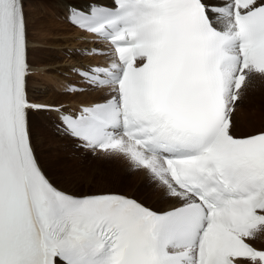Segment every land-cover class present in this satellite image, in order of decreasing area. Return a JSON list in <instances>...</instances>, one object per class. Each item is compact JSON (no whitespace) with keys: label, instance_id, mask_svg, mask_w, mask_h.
<instances>
[{"label":"snow or ice","instance_id":"1","mask_svg":"<svg viewBox=\"0 0 264 264\" xmlns=\"http://www.w3.org/2000/svg\"><path fill=\"white\" fill-rule=\"evenodd\" d=\"M25 2L0 0V264H264L252 244L264 233V130L232 131L243 90L264 77V0L69 5L68 22L115 55L73 69L105 94L75 115L29 100ZM36 111H56L58 133L94 155L145 171L172 209L59 190L33 148Z\"/></svg>","mask_w":264,"mask_h":264},{"label":"rangeland","instance_id":"2","mask_svg":"<svg viewBox=\"0 0 264 264\" xmlns=\"http://www.w3.org/2000/svg\"><path fill=\"white\" fill-rule=\"evenodd\" d=\"M77 1L81 3L77 4ZM65 3L75 7H83L81 0H26L25 2L26 13L28 10L30 11L28 14H30L31 19L28 22V39L31 42V47H29L28 51V56L30 58H28V60L31 66V74L28 78V85L31 86L29 88L30 91L28 88L27 90L28 93H30V99H33L30 100L32 103L33 101L35 104L46 102L48 97L51 96L52 99L49 97L47 103L53 101L52 104H55L53 106L57 108L60 107L69 109L73 101L76 99H68L67 102L72 101V103H66L62 105L64 100L62 101L61 97L70 95L55 92L52 87L53 80H56V77H58L57 79L64 78L66 80L74 81L72 79L73 77L67 75L69 74V70H72L71 68H73L75 65L77 66L82 63L85 64V60H87L88 57H84L81 54L82 52L79 51V49L83 47V45L80 44L82 41L78 36L75 35L74 30L65 20ZM87 44L89 45L90 41H87ZM97 45L98 44H96L94 47ZM94 57L98 58L97 56ZM61 70H65L68 73H63ZM70 73L73 74L72 72ZM251 88L252 87L249 86L246 87V91L244 92L245 101L243 98V100L239 102L240 104L238 103V110L234 114L233 119L235 115L242 116L244 113L243 108H245L244 105L247 102H250V111L252 110L255 114L261 116L263 115L262 119L264 120V87L262 89L263 91L260 90L259 92H255L256 94L254 93L249 96L250 91L253 90ZM41 97L45 98L42 99L45 101H42ZM104 99L105 95L99 98H85L82 100L83 102L81 100L80 101L81 103H89L90 101H99ZM86 100H88V102ZM253 102L256 104V106ZM48 112L50 111H46V113L43 111L31 112L29 114V125L30 130L33 131V148L35 153L39 152L36 154L37 159L39 160L40 164L43 165L42 168H44V173L50 182L67 193L75 195L77 193V195L79 194L78 196H82V194L91 195L93 193H98L99 191H113L115 193L117 192V194L120 193L126 196L130 195V197H133L134 199H140L139 201L145 205H149V196L147 195V189L149 186H147V189L143 191L145 195L143 194L144 196L142 195L141 197L132 192L130 188L126 187L130 182V179H135L134 177H136V171L130 170L128 167L129 165L123 161L121 163L120 161L117 162V160L114 158H98V156L91 155L89 152L76 149L77 147L74 141L68 140L66 137L54 133L53 128L55 129V126L53 127L52 124H54L53 120L55 121L56 117L51 118V113ZM42 114L44 115L42 116ZM262 130H264V124L259 126H249L248 124L246 127L241 129V132L238 131L237 135L243 136L257 133ZM235 134L236 133H234V135ZM52 161H54V163ZM64 168H66V170ZM115 175L118 176L119 180H114L111 178V176L115 177ZM148 207L158 211L153 205H149Z\"/></svg>","mask_w":264,"mask_h":264},{"label":"bare ground","instance_id":"3","mask_svg":"<svg viewBox=\"0 0 264 264\" xmlns=\"http://www.w3.org/2000/svg\"><path fill=\"white\" fill-rule=\"evenodd\" d=\"M82 1V5H83V7L82 8H80V7H76V8H78V9H85V10H87V8H88V5H90V3H96V4H107V3H109L110 2V0H81ZM78 3L77 4H80L79 3V1H77ZM205 2L206 3H209V4H212V5H224L225 3H226V0H205ZM69 4L68 3H65L64 4V6H65V8H66V16L68 15V8H67V6H68ZM28 10V9H27ZM28 12L30 13V11L28 10ZM28 12L26 13V10H25V14H26V17H27V19H28V22L31 20L30 19V14H28ZM32 15V14H31ZM67 18H65V20H66ZM39 20V19H38ZM31 23V22H30ZM69 25V24H68ZM70 26V25H69ZM219 26V25H218ZM29 27V26H28ZM72 27V26H71ZM46 28V27H45ZM72 29L74 30V32H75V35L76 36H78L79 38H80V40L82 41V42H80V44H82L83 45V47L82 48H84V47H90V48H92V47H94L96 44L95 43H93V42H91V39H92V36H90V35H87V34H84L83 32H81V31H79V30H77V29H75V28H73L72 27ZM87 41H90V44L88 45L87 44ZM77 42V41H76ZM84 45H87V46H84ZM98 45H100V44H98ZM97 45V46H98ZM73 46V45H72ZM29 47H31V42H30V40H29ZM29 53H31V52H29ZM32 54V53H31ZM30 59V58H29ZM82 59V58H81ZM108 59H111V56H105V57H98V58H96V57H94V55H92L91 57H89V58H87V60H85L86 61V63L84 64V65H95V64H97V63H102V62H104V61H106V60H108ZM80 63V62H79ZM77 64V63H76ZM63 66V65H62ZM48 67V66H47ZM75 67L77 68V67H80V66H76L75 65ZM61 71H63V73H66L67 71H65V70H61ZM68 73V72H67ZM71 77H74V79H77L76 78V76H73V75H71ZM58 77H56V80L54 79L53 80V83H52V87H53V89H54V91L55 92H57V93H61V94H68V93H65L64 92V90H65V88H66V85H67V83H68V81H66V79H64V78H59V79H57ZM251 85V86H250ZM30 86L31 85H28L27 84V88H28V90H29V88H30ZM252 87L251 89H253V90H251L250 91V95L249 96H251L252 94H254L255 92H259L260 90L261 91H263L262 89H263V87H264V77H260V76H258V75H256V76H253L252 78H251V80L248 82V84H247V86L246 87ZM30 91V90H29ZM246 91V88L243 90V93H242V96H241V99L237 102V107H236V109H235V112L233 113V116H234V114L237 112V110H238V103L239 102H241L242 100H243V98H244V92ZM256 94V93H255ZM263 94V93H262ZM70 96H62L61 98V100L63 101L62 102V105H64V104H66V103H72V101L71 102H67V100L68 99H72V98H74V99H76V100H74L73 101V103H72V105L70 106V108L72 109V110H75V109H77V107H79L80 105L82 106V105H89V104H91L92 102H98V101H90L89 103H81V101L82 100H84L85 98H87V99H89V98H99V97H101V96H104L105 94H104V90H88V91H85V92H82L81 94H79V93H71V94H69ZM258 95V94H257ZM29 96H30V93H29ZM245 96H246V93H245ZM256 96V95H255ZM49 97H51V96H49ZM49 97H48V99H49ZM253 97H254V95H253ZM260 97V96H259ZM54 98V97H53ZM251 98V97H250ZM262 98V97H261ZM42 99H45V98H42L41 97V100ZM46 99H47V97H46ZM48 99H47V101H48ZM51 99H52V97H51ZM56 99V98H55ZM249 99V98H248ZM254 99V98H253ZM30 100H33V99H30ZM79 100V101H78ZM81 100V101H80ZM42 101H45V100H42ZM47 101L46 102H40L38 105H40V104H42V105H50V106H53V105H55V104H52V102H51V104H50V102H48L47 103ZM87 102H88V100H86ZM100 101V100H99ZM244 101H245V98H244ZM263 101V100H262ZM31 102V101H30ZM39 102V101H38ZM58 102V101H57ZM83 102V101H82ZM247 102V101H246ZM33 103H34V101H33ZM54 103H55V101H54ZM59 103V102H58ZM60 103H61V101H60ZM254 103V102H253ZM35 104V103H34ZM240 104V103H239ZM254 105L256 106V104L254 103ZM53 107H55V106H53ZM244 107L245 108H243L244 110V113H243V115L242 116H238V115H235V117H234V119H233V116H232V122H233V129H232V131H233V133H236L235 135H237V133H238V131H240L241 132V129L243 128V127H246L248 124H249V126H255V125H257V126H259V125H263L264 124V120L262 119V116L261 115H258V114H255V113H253L254 111H250V102H247L245 105H244ZM55 108H57V107H55ZM60 108V107H59ZM62 109V108H61ZM255 109V108H254ZM258 110V109H257ZM52 113H51V118L52 117H54V116H58V113L56 112V111H51ZM44 114H42V116H43ZM240 115V114H239ZM38 116H40V115H38ZM234 120V121H233ZM35 122V121H34ZM54 130V129H53ZM33 131H31V133H32ZM54 133H56L55 131H54ZM253 134V133H252ZM237 136H242V135H237ZM244 136V135H243ZM62 138V137H61ZM67 138V137H66ZM66 138H65V140H66ZM36 139V138H35ZM68 140H72V141H74L75 143H76V145L78 144V141L77 140H74V139H72V138H67ZM39 140V139H38ZM70 142V141H69ZM32 143H33V141H32ZM38 143H40V142H38ZM37 144V143H36ZM35 145V144H34ZM37 148V147H36ZM38 149V148H37ZM77 149V148H76ZM66 150H68V149H66ZM81 151L83 150V149H80ZM35 151V150H34ZM71 151V150H70ZM83 151H86V152H89L91 155H92V153L90 152V151H87V150H83ZM37 152V151H36ZM72 152V151H71ZM37 153H39V152H37ZM37 153H35V154H37ZM80 153V152H79ZM50 154H52V153H50ZM54 155V154H53ZM52 155V156H53ZM66 155V154H65ZM51 156V157H52ZM70 156H71V154H70ZM94 156H98V158H102V157H100L98 154H96V155H94ZM39 157H40V155H39ZM65 157V156H64ZM113 159V158H112ZM114 159H116L117 160V162H121L122 163V161L124 162V163H127L124 159H122V158H114ZM53 163H54V161H52ZM42 163V162H41ZM65 164V163H64ZM63 164V165H64ZM128 164V163H127ZM126 164V165H127ZM41 165V164H40ZM62 165V166H63ZM48 166V165H47ZM128 166V165H127ZM41 167H43V165H41ZM122 167V166H121ZM129 167V166H128ZM44 168H42V170H43ZM65 170H66V168H64ZM63 170V169H62ZM44 171V170H43ZM63 175V174H62ZM74 175V174H73ZM119 175V174H118ZM66 176H68V175H66ZM72 176V175H71ZM135 176L136 177H134L135 179L134 180H132V179H130V182L128 183V185L126 186L127 188H130V190L132 191V192H134V193H136L139 197H141L144 193H143V191L144 190H146L147 189V186H149V188L147 189V191H148V196H149V205H153L157 210H158V212H161V211H165V210H168V209H170V208H172L173 206H174V204H175V201L172 199V198H170V197H168L166 194H165V191L161 188V187H159L157 184H156V182H154V181H152L151 180V178L149 177V175L145 172V171H143V170H141V171H136V173H135ZM62 177H64V176H62ZM70 177V176H69ZM66 178V177H65ZM73 178V177H72ZM71 178V179H72ZM77 178V177H76ZM111 178L112 179H114V180H119L118 179V176H116L115 175V177H113V176H111ZM68 179H70V178H68ZM66 180H67V178H66ZM78 180V179H77ZM84 180V179H83ZM72 181V180H71ZM67 182V181H66ZM74 182V181H73ZM117 182V181H116ZM52 183V182H51ZM69 183V182H68ZM68 183H67V185H68ZM75 183V182H74ZM147 183H150V184H147ZM53 184V183H52ZM71 184V183H70ZM54 185V184H53ZM60 185V184H59ZM66 185V186H67ZM75 185H77V184H75ZM55 186V185H54ZM56 187V186H55ZM68 187V186H67ZM66 187V188H67ZM158 187V188H157ZM59 190H61V191H63V192H66V191H64V190H62V189H60L59 187H57ZM64 188H65V186H64ZM102 189V188H101ZM109 192H113V191H109ZM67 193V192H66ZM100 193H108V192H98V193H93V194H100ZM113 193H115V192H113ZM117 193V192H116ZM68 194H70V193H68ZM120 194V193H119ZM71 195H75V194H71ZM79 195V194H78ZM77 195V193H76V196H78ZM85 195H89V194H82V196H85ZM123 195V194H122ZM145 195V194H144ZM143 195V196H144ZM129 197H130V195H129ZM135 197V196H134ZM131 198H133V197H131ZM136 198V197H135ZM140 200V199H139ZM141 202V201H140ZM144 204V203H143ZM148 205V206H149ZM147 206V205H146ZM155 210V209H154ZM252 244H253V246L255 247V248H257V249H259V250H264V233H261V234H258V236H257V239L256 240H254V241H252Z\"/></svg>","mask_w":264,"mask_h":264}]
</instances>
